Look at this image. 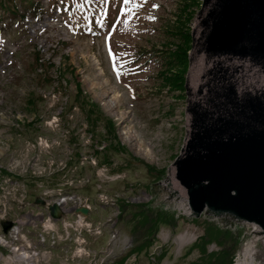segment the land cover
<instances>
[{
  "label": "rangeland",
  "instance_id": "rangeland-1",
  "mask_svg": "<svg viewBox=\"0 0 264 264\" xmlns=\"http://www.w3.org/2000/svg\"><path fill=\"white\" fill-rule=\"evenodd\" d=\"M40 1L47 8V15L42 21L30 20L28 30H20L18 20L5 29L3 25L10 21H0V167L20 173L24 161L32 157L44 166L54 161L55 173L44 186L53 192H75L88 200L92 231L84 235L86 253L71 257L70 252L69 264H118L122 255L142 241V230L134 231V213L139 210L138 204L149 201L153 208L175 210L179 220L175 226H161L152 247L132 255L124 264H153V256L165 248L168 252L160 264H189L199 253L194 250L186 255V251L203 231L190 220L195 216L189 201L173 192L169 179V167L185 141L188 91L181 96L178 91L160 90L156 78L159 67L143 60L133 61V52L139 46L160 48L166 41V24L174 20L181 0ZM203 4L201 0L191 21L192 30ZM93 20L99 23L100 31L81 33L79 26L86 32L90 28L88 22ZM62 41L69 44L62 45ZM37 49L54 63L48 69L52 81L41 80L40 68L31 67ZM68 65L73 72L66 71L60 81L59 70ZM75 80L81 83L88 98L114 119L119 140L127 147V151L110 152L112 165L101 163L103 154L94 155V148L106 145L101 143L104 127L100 125L96 137H91L79 108L69 111L77 92ZM111 96L117 98L112 111L104 105ZM31 97L38 98L36 106L27 102ZM31 121L34 124L28 125ZM128 129L139 137L127 141L124 133ZM41 139L47 145L40 144ZM138 144L148 148L149 153L138 152ZM141 160L157 170L167 168V176L154 180ZM23 178L31 196L44 189L37 187L31 176ZM123 201L131 205L121 211ZM200 216L221 224L245 225L235 264L242 263L248 246L257 252L246 260L260 264L264 239L246 232L248 221L217 216L207 209ZM94 228H100V233H95ZM184 233L187 240L179 244L176 237ZM209 248L217 247L213 244ZM54 252L53 259L63 261L66 257L61 248Z\"/></svg>",
  "mask_w": 264,
  "mask_h": 264
},
{
  "label": "water",
  "instance_id": "water-1",
  "mask_svg": "<svg viewBox=\"0 0 264 264\" xmlns=\"http://www.w3.org/2000/svg\"><path fill=\"white\" fill-rule=\"evenodd\" d=\"M196 23L170 186L195 217L207 209L264 233V0H204Z\"/></svg>",
  "mask_w": 264,
  "mask_h": 264
},
{
  "label": "trees",
  "instance_id": "trees-1",
  "mask_svg": "<svg viewBox=\"0 0 264 264\" xmlns=\"http://www.w3.org/2000/svg\"><path fill=\"white\" fill-rule=\"evenodd\" d=\"M200 6L201 0H181L174 12V20L166 24V41L160 48L156 45L150 47L139 46L133 52V61L138 62L143 60L147 63H155L159 67L156 78L159 81L158 86H160V90L166 88L170 92L178 91L180 92L179 95H185V84L189 70V56L193 39L191 21ZM47 12V8L40 0H0V21H10L3 25L4 29L14 20H18L19 29L26 31L28 30V22L30 20L42 21ZM94 16H96L95 13ZM105 22L107 21H103V24ZM88 23L90 24V28L86 32L82 31L81 26H79L81 33L84 35L96 34L100 31L101 27H98V22L93 20ZM61 44L67 46L69 42L62 41ZM64 59L68 60V55L64 54ZM53 65L54 63L50 59L46 60L44 58L40 49L35 50L31 67L33 69L40 68L39 77L41 80H53L48 74V69L53 67ZM63 68L59 70L60 81L61 78L63 80V75L66 71L73 72L71 65L64 66ZM76 90L74 103L69 107V111L73 110L74 107L79 108L89 126L88 130L91 137H96V130L100 125L104 127L105 132L101 143H105L106 145L100 149L94 148V155L99 156L103 154V161L101 163L104 162L112 165L111 151H127V147L119 140L117 125L114 119L107 115L97 102L88 98L81 83L78 81H76ZM146 94L150 93L146 92ZM39 98L42 99L41 96ZM37 101L38 98L36 97H31L27 100L32 106H36ZM33 124V121L28 122V125ZM76 155L80 156V153L76 152ZM141 161L154 180L160 181L167 176V168L157 170L155 166L143 160ZM128 205L131 204L123 201L121 211ZM137 206L139 210L134 213V217L137 219L134 231L137 233L139 228L142 230L140 234L142 241L133 245L122 255L117 260L118 264H124L129 257L138 255L144 250L147 252L156 241L157 233L161 226H175L180 217V215L176 216L177 212L175 210L164 207H151L150 201L146 204H138ZM190 220L197 226H200L203 233L197 237L186 251V255L191 254L194 250H197L199 253V256L189 264H235L236 253L241 247L242 237L245 233V225L243 226L240 223L221 224L217 220L204 216L193 217ZM213 244L217 248L210 250L209 246ZM167 252L168 250L165 248L160 253L155 254L153 256V264H160Z\"/></svg>",
  "mask_w": 264,
  "mask_h": 264
},
{
  "label": "built area",
  "instance_id": "built-area-1",
  "mask_svg": "<svg viewBox=\"0 0 264 264\" xmlns=\"http://www.w3.org/2000/svg\"><path fill=\"white\" fill-rule=\"evenodd\" d=\"M40 144L47 145L42 139ZM54 173V161L44 166L33 157L24 161L20 173H12L0 167V240H10V247H2L0 264H24L18 262L17 248L20 246H29V253H33L31 264H50L56 253L51 252V239L72 238V246L61 252L66 255L62 264H69L70 252L71 257H79L86 253L84 235L92 231V226L88 219L89 215L78 209L86 207L90 212L92 208L88 200L78 193L66 190L53 192L48 189V186L45 187L44 184H49V178ZM25 175L31 176L36 186L44 189L31 196L26 180L23 178ZM42 177L46 179L38 180ZM7 180H17V187H7ZM56 198L65 199V206L71 209V216L58 213L59 223H50L49 215L52 214L50 208L56 205ZM22 212L39 213L41 223L22 220ZM8 223L10 226L5 230V225ZM12 225H23V232L13 234ZM39 229H48V237H40ZM248 231L264 239V233L258 224L249 222L246 226V232ZM94 232L99 234L100 228H94ZM40 240H47V251H40Z\"/></svg>",
  "mask_w": 264,
  "mask_h": 264
},
{
  "label": "bare ground",
  "instance_id": "bare-ground-1",
  "mask_svg": "<svg viewBox=\"0 0 264 264\" xmlns=\"http://www.w3.org/2000/svg\"><path fill=\"white\" fill-rule=\"evenodd\" d=\"M116 100H117L116 96L115 97L111 96L110 99L104 101L105 107L110 111L114 110L116 107V103H117ZM124 134L126 135L125 138L129 142L134 141V139L138 136V134H134L131 129H128V131L125 132ZM135 144H137V142H135ZM136 147H137L136 150L140 153H149L148 148L142 147L141 144H138ZM13 166H15V165H13ZM12 170L9 169V171H12ZM13 171H15V169ZM7 187H17V180H7ZM56 206L58 207L59 215L71 216V209H69L68 206H65V199L64 198H56ZM188 209H189V207H188ZM189 211H190V209H189ZM59 215L56 217V216L50 214L49 215V222L50 223H59ZM22 220H25V221H32L33 220V223H41V215H39V213H35V212H22ZM12 232H13V234H21V232H23V225H12ZM39 236L40 237H48V229H39ZM71 240H72V238H64L61 240L60 239H51V252L56 251L58 248H61V251L64 252V249H67L70 246H72L70 243ZM185 240H187V233L181 234V235L176 237V241L179 244H182ZM263 243H264V240H263ZM0 246L1 247H10V240H0ZM40 251H47V240H40ZM255 252H257V251L254 249V247H252V246L246 247L243 251L244 260L242 261L241 264H250L246 260V258L252 257L253 255H255ZM17 257H18V262H23L24 264L33 263V253H29V246L18 247L17 248ZM260 264H264V251L261 254Z\"/></svg>",
  "mask_w": 264,
  "mask_h": 264
},
{
  "label": "crops",
  "instance_id": "crops-1",
  "mask_svg": "<svg viewBox=\"0 0 264 264\" xmlns=\"http://www.w3.org/2000/svg\"><path fill=\"white\" fill-rule=\"evenodd\" d=\"M50 264H62L61 260L53 259Z\"/></svg>",
  "mask_w": 264,
  "mask_h": 264
}]
</instances>
